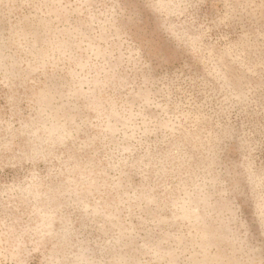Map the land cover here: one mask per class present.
Segmentation results:
<instances>
[{"label": "rangeland", "instance_id": "374dc122", "mask_svg": "<svg viewBox=\"0 0 264 264\" xmlns=\"http://www.w3.org/2000/svg\"><path fill=\"white\" fill-rule=\"evenodd\" d=\"M0 264H264V0H0Z\"/></svg>", "mask_w": 264, "mask_h": 264}]
</instances>
